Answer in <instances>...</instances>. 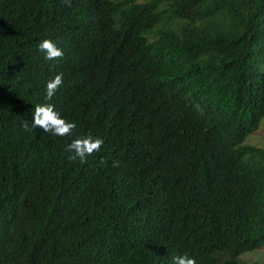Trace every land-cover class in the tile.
I'll return each mask as SVG.
<instances>
[{"label": "trees", "instance_id": "1", "mask_svg": "<svg viewBox=\"0 0 264 264\" xmlns=\"http://www.w3.org/2000/svg\"><path fill=\"white\" fill-rule=\"evenodd\" d=\"M38 104L73 135L27 130ZM263 118L264 0H0V264H246ZM87 135L101 150L70 161Z\"/></svg>", "mask_w": 264, "mask_h": 264}, {"label": "clouds", "instance_id": "2", "mask_svg": "<svg viewBox=\"0 0 264 264\" xmlns=\"http://www.w3.org/2000/svg\"><path fill=\"white\" fill-rule=\"evenodd\" d=\"M70 6V0H65ZM38 51L44 54L47 61H58L64 57L62 49L50 39H45L38 44ZM63 74H57L53 79L46 83L45 100H51L60 87L63 85ZM33 120L29 124L24 121L23 126L32 132L40 128L44 133H49L56 137H71L77 125L61 118L60 114L54 109L52 104H38L32 113ZM104 141L100 138H93L91 135L73 139L66 147V151L72 153L68 159L70 161L79 160L80 164L87 163V158L101 150ZM174 264H196L194 258L187 254L174 257Z\"/></svg>", "mask_w": 264, "mask_h": 264}, {"label": "rangeland", "instance_id": "3", "mask_svg": "<svg viewBox=\"0 0 264 264\" xmlns=\"http://www.w3.org/2000/svg\"><path fill=\"white\" fill-rule=\"evenodd\" d=\"M244 142L245 144L264 149V118L261 120L258 130L249 135ZM242 260L246 264H264V249L244 254Z\"/></svg>", "mask_w": 264, "mask_h": 264}]
</instances>
